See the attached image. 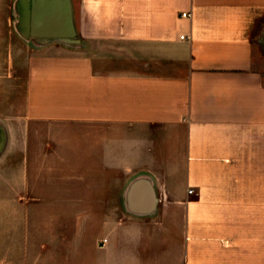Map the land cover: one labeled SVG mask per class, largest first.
Here are the masks:
<instances>
[{"label": "crops", "instance_id": "crops-1", "mask_svg": "<svg viewBox=\"0 0 264 264\" xmlns=\"http://www.w3.org/2000/svg\"><path fill=\"white\" fill-rule=\"evenodd\" d=\"M17 1L0 128L43 124L11 151L44 156L61 178L38 201L70 210L59 242H2L0 264H264V0H69L72 36L64 0L26 22Z\"/></svg>", "mask_w": 264, "mask_h": 264}, {"label": "rangeland", "instance_id": "rangeland-1", "mask_svg": "<svg viewBox=\"0 0 264 264\" xmlns=\"http://www.w3.org/2000/svg\"><path fill=\"white\" fill-rule=\"evenodd\" d=\"M27 125V123L21 122L11 124L13 134L9 141L6 138L0 155V244L15 241L21 246L26 244L32 248H38L43 244L57 243L66 235L59 227L67 221L61 217L66 214L65 211L69 208L65 203L38 201L40 197L37 194L39 193L31 185L61 178L59 171L46 170L47 164L44 163L49 164V161L45 160L44 156L32 155L29 158L27 154H12L13 146L27 147L30 142L39 150L45 141L42 138L45 131L43 124H32V131L37 135L30 140L22 135L14 137L15 134H22V130H25ZM35 157L37 163L33 164L31 160ZM87 174L84 173V175ZM116 177L119 182V172H116ZM30 189L31 193H29ZM116 190L118 191V187ZM91 205L83 204V207L90 211ZM108 205L111 207L114 205L116 210L121 208L119 204H100L105 208ZM73 209L74 207L71 208V210ZM27 216H31V218H27ZM7 253L6 250H0V258L2 254ZM33 253H38V251H30V254Z\"/></svg>", "mask_w": 264, "mask_h": 264}, {"label": "water", "instance_id": "water-1", "mask_svg": "<svg viewBox=\"0 0 264 264\" xmlns=\"http://www.w3.org/2000/svg\"><path fill=\"white\" fill-rule=\"evenodd\" d=\"M17 5L19 7V18H20V22H26L27 18H28V1L27 0H18L17 1ZM62 12L64 17L66 18L67 23L69 24V32L67 34V36H72V17H71V6H70V2L69 0H64L63 1V5H62ZM70 43H75L76 40L71 39L69 40ZM5 141H6V134L5 131L0 128V151L2 150V148L5 145ZM151 195L152 191H151Z\"/></svg>", "mask_w": 264, "mask_h": 264}, {"label": "built area", "instance_id": "built-area-1", "mask_svg": "<svg viewBox=\"0 0 264 264\" xmlns=\"http://www.w3.org/2000/svg\"><path fill=\"white\" fill-rule=\"evenodd\" d=\"M181 15H184V16H185V15H186V13H185V12H183V13H181ZM182 37H183V36H182ZM188 191H189V193H192V192H193V189H192V188H189V190H188ZM103 241H105V239H103Z\"/></svg>", "mask_w": 264, "mask_h": 264}]
</instances>
